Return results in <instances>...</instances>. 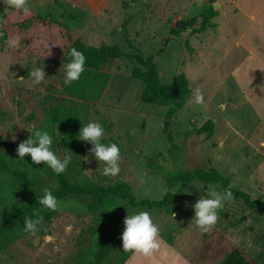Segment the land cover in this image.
Wrapping results in <instances>:
<instances>
[{
	"label": "rangeland",
	"instance_id": "obj_1",
	"mask_svg": "<svg viewBox=\"0 0 264 264\" xmlns=\"http://www.w3.org/2000/svg\"><path fill=\"white\" fill-rule=\"evenodd\" d=\"M50 3L29 0L33 13L56 16L60 12L62 23L70 28L85 24L87 12L75 0H58L56 6ZM208 4L217 5L218 15L211 21L215 26L197 33L199 15ZM124 6L128 10L123 13ZM9 7L7 0H0L3 12ZM105 7L108 10V4ZM109 7L114 11L110 23L118 24L111 40L104 36L107 22L97 31L90 26L85 43L109 42L124 54L138 49L144 57L153 56L162 83L169 84L174 75L184 73L192 91L200 87L204 92L205 104L193 105L191 97L186 101L168 121L172 139L168 142L162 110L140 99L143 85L131 77L135 62L125 57L112 61L106 67L112 78L95 105L70 103L68 96L54 100L80 111L81 123L75 126L77 134L70 148L62 150L53 142L58 155H71V181L93 186L125 183L138 198L158 199L169 189L166 173L212 166L229 178L231 188L253 200L264 199V0H110ZM193 17L196 23L161 50L162 38L176 21ZM13 37H19V42L22 38L4 40L0 35V153L16 160L17 145L32 129L47 128L42 102L53 92L55 65L35 40L16 55L19 45L6 43ZM38 67L45 71V80L33 84L29 73ZM91 120L103 125L105 143L120 146L117 176L102 175L103 163L88 151V142L78 139L80 127ZM207 120L214 124L210 137L190 130L191 124L199 128ZM55 134L60 131L56 129ZM34 166L39 189H56L53 171L43 163ZM201 185L190 182L171 208L159 210L129 209L119 199L98 205L90 196L67 197L35 235L24 236L0 253V264H93L97 235L120 239L127 211L134 210L149 211L159 225L161 249L148 257L161 259L157 264L174 248L191 264H226L229 259L236 264H264V213L248 210L234 198L218 210L217 223L210 231L202 233L192 220L191 207L207 187L198 189ZM117 259L112 254L104 264H115Z\"/></svg>",
	"mask_w": 264,
	"mask_h": 264
},
{
	"label": "trees",
	"instance_id": "obj_2",
	"mask_svg": "<svg viewBox=\"0 0 264 264\" xmlns=\"http://www.w3.org/2000/svg\"><path fill=\"white\" fill-rule=\"evenodd\" d=\"M217 15L218 12L214 6L208 4L199 15V26L195 31L202 33L214 27L215 24L211 21ZM196 21L197 17L176 21L175 26L169 29V34L162 38L161 50L165 49L180 31L185 30L189 25H194ZM0 26L4 40L11 36H22L16 55L24 50L28 41L35 40L46 59L55 65L52 68L51 80L53 92L45 95L42 104L45 125L58 148L62 150L70 148L77 134H75V126L79 125L81 120L80 111L76 107L58 104L54 100H57V97L68 96L70 103L95 105L101 100L112 78L111 71L106 68L107 65L122 57L135 62L131 77L143 85L140 99L143 103L155 105L162 110L163 133L168 142L172 141L168 131V121L184 106L192 94L184 73L174 75L169 84L162 83L153 56L144 57L138 49L134 53L124 54L116 44L97 47L86 45L66 24L51 13L45 15L33 13L25 16L11 7L8 12H3L0 8ZM128 45L130 48L134 47L130 42ZM71 47L84 53L85 71L78 81L65 85L63 70L68 61L67 51ZM31 118L32 115L29 116V119ZM213 126V122L207 120L199 128L191 124L190 130H195L198 134L206 133L208 138L213 132ZM56 129L60 131L59 135L55 134ZM23 159L11 160L0 153V253L6 251L13 242L28 235L21 231V227L24 217L31 216L34 209L41 210L43 221L46 222H50L57 213V210L51 211L38 204L36 198L42 195L38 185L39 174L28 154H25ZM73 161L78 163L75 158ZM73 169L74 165H69L60 175L53 172L57 187L51 191L58 201L70 196H90L98 205H103L112 199H119L129 209L159 210L171 208L187 185L192 181H198L205 186H216L222 191L230 189L234 198L239 199L245 208L256 213H264V199L253 200L246 193L231 188L229 178L223 177L212 166L178 169L166 173L165 178L169 189L158 199L138 198L125 183L93 186L86 182H73L70 178ZM157 170L160 171L159 168ZM42 235L46 234L42 232ZM95 243L93 264H104L112 254L118 255L115 264H124L132 254L122 250L119 238L109 235H97ZM226 264H236V262L229 259Z\"/></svg>",
	"mask_w": 264,
	"mask_h": 264
},
{
	"label": "clouds",
	"instance_id": "obj_3",
	"mask_svg": "<svg viewBox=\"0 0 264 264\" xmlns=\"http://www.w3.org/2000/svg\"><path fill=\"white\" fill-rule=\"evenodd\" d=\"M8 5L25 16L33 14L29 0H7ZM2 35V33H0ZM10 46L19 45V37H13L6 41ZM68 61L64 65L63 83L71 85L78 81L85 71L86 57L84 53L75 47L67 51ZM33 84H39L45 80V71L42 67L35 68L29 73ZM191 104L204 105L205 94L200 87L193 89ZM105 131L103 125L91 120L80 127L78 139L88 142L91 147L89 152L98 162L103 163L101 174L104 176H117L120 171L121 149L115 142H104ZM19 159L24 160L28 154L34 164H46L55 174L60 175L71 163V155L60 156L53 148V137L47 128H33L27 139L21 141L16 148ZM87 159V156L84 157ZM202 184L198 189L202 188ZM39 205L51 211H56L60 202L49 188L42 190V195L37 197ZM234 199L230 189L216 190L211 186L204 189L203 194L191 205L193 208L196 227L202 233H207L217 223L218 210L224 208L227 201ZM123 220V230L120 236L122 250L133 252L145 257H152L161 249L160 228L154 222L151 213L147 210L127 211ZM44 220L40 209H34L31 216H25L21 231L35 235ZM51 239V237H49Z\"/></svg>",
	"mask_w": 264,
	"mask_h": 264
},
{
	"label": "crops",
	"instance_id": "obj_4",
	"mask_svg": "<svg viewBox=\"0 0 264 264\" xmlns=\"http://www.w3.org/2000/svg\"><path fill=\"white\" fill-rule=\"evenodd\" d=\"M75 1L85 8L88 17H87L84 25H82V24H77V25L76 24H72L71 28H70L66 24L68 26V28L73 33L78 35L81 38V40L85 43V40L87 38L89 39L88 33L90 31L89 30L90 26H92V30L93 31H97L98 28L104 27L103 23H107L108 22V31L106 32V34L104 36H105V38H108V40H111V33L113 32V30L116 29L118 24L110 23L111 18L113 19V16H114L113 9H110V7H109L110 6V0H75ZM57 2H58V0H51L50 5L51 6L52 5L56 6L58 4ZM107 4H108V10L105 7ZM126 10H128V8H126L124 6L123 10H122L123 13ZM56 16L59 19V21H61V19H63V14H61L60 12L56 13ZM96 20H98L97 23H95ZM86 24H88V27H86ZM98 25H100V27H98ZM117 30H118V28H117ZM97 40L100 43L99 39H97ZM85 44L86 45H91V44H88V43H85ZM103 45H112V44H110L108 42L107 44H103ZM91 46H93V45H91ZM97 46H99V45H97ZM97 46H94V47H97ZM160 260L148 259V257H145V256L143 257L140 254L132 253V255L129 257V259L124 264H157L156 262H160ZM164 263L165 264H191L184 257H182L181 254L179 253V251L176 250L175 248L159 264H164Z\"/></svg>",
	"mask_w": 264,
	"mask_h": 264
},
{
	"label": "water",
	"instance_id": "obj_5",
	"mask_svg": "<svg viewBox=\"0 0 264 264\" xmlns=\"http://www.w3.org/2000/svg\"><path fill=\"white\" fill-rule=\"evenodd\" d=\"M214 8L216 9L217 8V5H215Z\"/></svg>",
	"mask_w": 264,
	"mask_h": 264
}]
</instances>
